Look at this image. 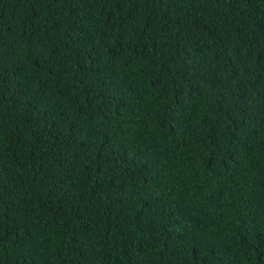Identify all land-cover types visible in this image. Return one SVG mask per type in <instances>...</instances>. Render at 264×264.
Masks as SVG:
<instances>
[{
    "label": "trees",
    "instance_id": "1",
    "mask_svg": "<svg viewBox=\"0 0 264 264\" xmlns=\"http://www.w3.org/2000/svg\"><path fill=\"white\" fill-rule=\"evenodd\" d=\"M0 264H264V0H0Z\"/></svg>",
    "mask_w": 264,
    "mask_h": 264
}]
</instances>
